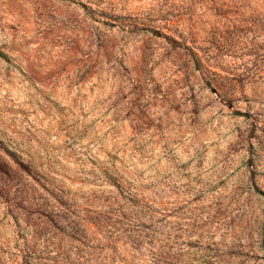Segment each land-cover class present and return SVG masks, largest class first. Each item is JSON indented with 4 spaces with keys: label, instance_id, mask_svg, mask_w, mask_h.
<instances>
[{
    "label": "rangeland",
    "instance_id": "rangeland-1",
    "mask_svg": "<svg viewBox=\"0 0 264 264\" xmlns=\"http://www.w3.org/2000/svg\"><path fill=\"white\" fill-rule=\"evenodd\" d=\"M0 264H264V0H0Z\"/></svg>",
    "mask_w": 264,
    "mask_h": 264
}]
</instances>
